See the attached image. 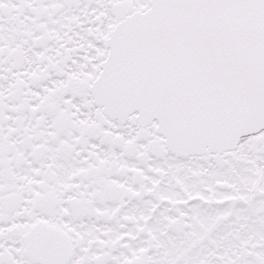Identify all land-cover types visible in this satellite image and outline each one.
Returning a JSON list of instances; mask_svg holds the SVG:
<instances>
[{
	"label": "snow or ice",
	"instance_id": "obj_1",
	"mask_svg": "<svg viewBox=\"0 0 264 264\" xmlns=\"http://www.w3.org/2000/svg\"><path fill=\"white\" fill-rule=\"evenodd\" d=\"M0 264H264V0H0Z\"/></svg>",
	"mask_w": 264,
	"mask_h": 264
}]
</instances>
